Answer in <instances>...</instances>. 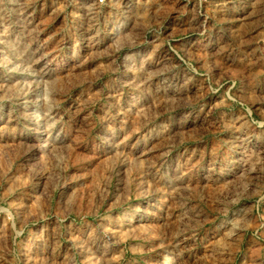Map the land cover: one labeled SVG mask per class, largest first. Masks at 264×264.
<instances>
[{"label": "rangeland", "instance_id": "1", "mask_svg": "<svg viewBox=\"0 0 264 264\" xmlns=\"http://www.w3.org/2000/svg\"><path fill=\"white\" fill-rule=\"evenodd\" d=\"M0 264H264V0H0Z\"/></svg>", "mask_w": 264, "mask_h": 264}, {"label": "bare ground", "instance_id": "2", "mask_svg": "<svg viewBox=\"0 0 264 264\" xmlns=\"http://www.w3.org/2000/svg\"><path fill=\"white\" fill-rule=\"evenodd\" d=\"M39 134L43 133V131L38 132Z\"/></svg>", "mask_w": 264, "mask_h": 264}]
</instances>
